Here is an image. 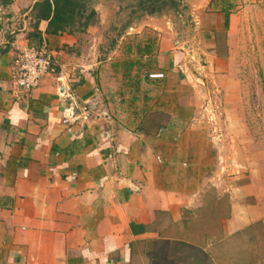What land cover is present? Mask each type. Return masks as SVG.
Returning <instances> with one entry per match:
<instances>
[{
	"label": "crops",
	"instance_id": "obj_1",
	"mask_svg": "<svg viewBox=\"0 0 264 264\" xmlns=\"http://www.w3.org/2000/svg\"><path fill=\"white\" fill-rule=\"evenodd\" d=\"M187 1L204 14L205 78L178 67L172 11L125 28L114 21L120 0H93L95 21L71 34L36 24L42 0H0V264H226V242L264 229V190L253 183L218 184L231 201L216 238L199 220L210 191L200 90L215 73L230 77L248 39L264 40V0ZM132 32L153 35L135 55ZM29 47L49 51L56 71L25 92L17 62ZM149 60L152 69L125 70Z\"/></svg>",
	"mask_w": 264,
	"mask_h": 264
},
{
	"label": "rangeland",
	"instance_id": "obj_2",
	"mask_svg": "<svg viewBox=\"0 0 264 264\" xmlns=\"http://www.w3.org/2000/svg\"><path fill=\"white\" fill-rule=\"evenodd\" d=\"M138 2L139 0H120L124 9L122 14L115 18V23L129 25L137 22L138 18H142L144 11L139 9ZM188 5L191 10L195 9L201 22V17L204 15L201 10L197 11L196 5L190 3ZM182 14L177 16L179 30L175 37H178V40L185 39L190 34V26L187 21L185 24ZM117 34L116 31L105 34V48H109L112 40L117 38ZM127 38L129 40L126 42H131L135 50L133 55H135L138 52L137 44L142 40L153 38V35L148 32L143 34L132 32L131 35L126 36ZM252 43L248 39L245 45L238 49L239 53L234 57L228 79L222 81L221 77L213 72L215 74H213V84L209 87V92L200 90V101L203 106L199 117L205 122L201 131L207 134L210 146V158L204 160L210 163V191L206 192V203L201 209V213L204 214L200 215L201 219L199 218L203 226L201 223L198 224L209 231L211 238L217 237L222 220L228 217L230 209V191L228 188L225 193L218 191L220 182H224L227 186L253 183L258 186V189L264 190V40L256 46H252ZM174 45L178 51H181L179 44L176 46L174 43ZM201 46L199 45V48ZM182 53L184 55V52ZM148 63V67L145 66L146 63L139 61L126 63L125 70L127 68L133 71L152 69L154 62L149 60ZM184 63L178 64L180 71L183 74L198 77L192 65L188 66L186 73L183 68ZM208 67L209 63L206 64V73ZM206 146L207 144H204V148ZM224 246L223 262L226 264L233 262L264 264L262 224L257 222L247 227L243 233L236 236L234 241L226 242Z\"/></svg>",
	"mask_w": 264,
	"mask_h": 264
},
{
	"label": "built area",
	"instance_id": "obj_3",
	"mask_svg": "<svg viewBox=\"0 0 264 264\" xmlns=\"http://www.w3.org/2000/svg\"><path fill=\"white\" fill-rule=\"evenodd\" d=\"M194 10H190V34L185 39L178 40L177 37L175 43L176 46L179 44L180 50L184 52L185 63L183 64V68H185V71L189 65H192L198 76L205 78L206 64L208 62L197 42L201 22L199 15ZM17 63V85L25 92H29L37 87L44 76L54 74L56 71V64L53 55L47 50H38L34 47L23 49L18 56ZM150 77L162 78L163 74H151Z\"/></svg>",
	"mask_w": 264,
	"mask_h": 264
},
{
	"label": "trees",
	"instance_id": "obj_4",
	"mask_svg": "<svg viewBox=\"0 0 264 264\" xmlns=\"http://www.w3.org/2000/svg\"><path fill=\"white\" fill-rule=\"evenodd\" d=\"M93 0H42L34 6L33 19L38 24L48 19V32H84L95 21L96 12L91 8ZM139 9L147 13L162 11L173 0H139ZM128 26L125 25V28Z\"/></svg>",
	"mask_w": 264,
	"mask_h": 264
},
{
	"label": "flooded vegetation",
	"instance_id": "obj_5",
	"mask_svg": "<svg viewBox=\"0 0 264 264\" xmlns=\"http://www.w3.org/2000/svg\"><path fill=\"white\" fill-rule=\"evenodd\" d=\"M174 2H177V5H168L164 9L172 11L173 13L177 14V16L184 15V22L186 24V21L188 22L187 24H191V17H190V6L188 5L187 0H173ZM187 17V18H186ZM187 19V20H185Z\"/></svg>",
	"mask_w": 264,
	"mask_h": 264
}]
</instances>
